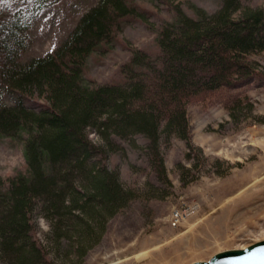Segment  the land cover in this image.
Wrapping results in <instances>:
<instances>
[{"label": "trees", "instance_id": "trees-1", "mask_svg": "<svg viewBox=\"0 0 264 264\" xmlns=\"http://www.w3.org/2000/svg\"><path fill=\"white\" fill-rule=\"evenodd\" d=\"M56 1L14 0L0 11V139L21 142L24 159L23 169L0 179L4 264H53L35 238L37 216L84 252L99 239L104 215L133 199L108 167L119 141L142 135L147 162L164 179L160 141L174 136L191 147L189 103L223 97L235 109L246 99L239 88L264 82V68L250 58L264 53V7L220 0L215 11L194 8L191 16L177 8L151 51H134L117 81L92 85L88 57L149 12L134 0H97L50 52L21 60L32 24Z\"/></svg>", "mask_w": 264, "mask_h": 264}, {"label": "rangeland", "instance_id": "rangeland-1", "mask_svg": "<svg viewBox=\"0 0 264 264\" xmlns=\"http://www.w3.org/2000/svg\"><path fill=\"white\" fill-rule=\"evenodd\" d=\"M96 1L57 0L32 24L30 45L21 60L50 52ZM240 2L243 7H264V0ZM12 3L0 0V11ZM134 3L149 15L124 24L108 50L88 57L85 69L92 85L117 81L134 51H151L156 32L176 16L175 9L190 16L194 8L211 13L220 0ZM250 58L264 68V53ZM239 90L246 99L235 109L223 97L199 98L187 105L191 147L174 136L161 139L164 179L149 166L142 135L119 141L122 149L109 155L108 167L132 191L133 199L104 215L99 239L84 252L77 250L74 237L54 236L49 223L35 217L34 235L46 257L53 264H190L264 240V82ZM87 132L93 142L100 141ZM23 168L21 142L1 138L0 179ZM176 212L181 216L175 223Z\"/></svg>", "mask_w": 264, "mask_h": 264}, {"label": "water", "instance_id": "water-1", "mask_svg": "<svg viewBox=\"0 0 264 264\" xmlns=\"http://www.w3.org/2000/svg\"><path fill=\"white\" fill-rule=\"evenodd\" d=\"M257 249H264V240L257 241L243 248L224 250L213 254L206 261H196L190 264H241V257L247 256ZM261 255H264V253ZM243 264H261V261L253 259L245 261Z\"/></svg>", "mask_w": 264, "mask_h": 264}, {"label": "snow or ice", "instance_id": "snow-or-ice-1", "mask_svg": "<svg viewBox=\"0 0 264 264\" xmlns=\"http://www.w3.org/2000/svg\"><path fill=\"white\" fill-rule=\"evenodd\" d=\"M262 253H264V249H257L256 251L250 253L249 255L241 257L240 258L241 264H243V262L245 261L253 260V259H259L261 261V264H264V255H261Z\"/></svg>", "mask_w": 264, "mask_h": 264}, {"label": "built area", "instance_id": "built-area-1", "mask_svg": "<svg viewBox=\"0 0 264 264\" xmlns=\"http://www.w3.org/2000/svg\"><path fill=\"white\" fill-rule=\"evenodd\" d=\"M180 216H181L180 213H178V212L174 213V214H173V218H172L173 221L176 223L177 220L180 218Z\"/></svg>", "mask_w": 264, "mask_h": 264}, {"label": "bare ground", "instance_id": "bare-ground-1", "mask_svg": "<svg viewBox=\"0 0 264 264\" xmlns=\"http://www.w3.org/2000/svg\"><path fill=\"white\" fill-rule=\"evenodd\" d=\"M261 144V143H260ZM258 178V177H257ZM257 178H255V179H257ZM262 179V178H261ZM258 180V179H257ZM253 184V183H252ZM255 185V184H254ZM261 203H264V201L263 202H261ZM261 203H259V204H261ZM264 205V204H263ZM259 210V209H258Z\"/></svg>", "mask_w": 264, "mask_h": 264}]
</instances>
